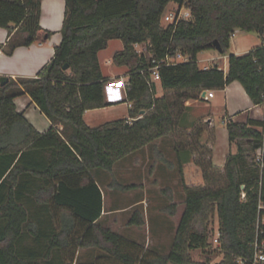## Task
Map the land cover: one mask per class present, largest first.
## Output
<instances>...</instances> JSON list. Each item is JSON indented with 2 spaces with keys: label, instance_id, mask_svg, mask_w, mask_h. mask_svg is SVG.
<instances>
[{
  "label": "trees",
  "instance_id": "16d2710c",
  "mask_svg": "<svg viewBox=\"0 0 264 264\" xmlns=\"http://www.w3.org/2000/svg\"><path fill=\"white\" fill-rule=\"evenodd\" d=\"M170 2L185 5L193 17L163 25ZM40 14L41 0H0V26L10 32L16 28L10 51L51 35L40 25ZM236 29L258 32L263 42L246 54H230L228 72L218 65L201 67L199 52L216 50L213 42L218 40L220 53L227 54ZM62 33L52 60L37 76L0 84V264H71L79 249L89 247L103 250L120 264H211L195 261L190 250L211 244L212 213L218 215L217 246L224 252L217 264H254L255 242L264 239V119L226 123L236 151L227 157L226 183L218 188L187 185L177 149L185 207L166 253L144 249L99 223L105 201L95 173H113L121 159L177 134L185 101L203 90L223 89L237 80L253 103H264V0H66ZM112 39L124 44L112 61L129 69L130 118L92 127L84 114L107 105L109 78L99 52ZM141 43L148 44L152 56L137 50ZM177 52L192 59L161 66L164 94L158 96L156 83L149 82L151 60ZM26 92L56 126L41 133L18 111L15 98ZM141 110L146 112L142 115ZM202 131L197 125L187 134V150L196 155L208 180L218 169L211 149L201 142ZM160 159L168 161L162 154ZM170 208L175 214L177 204ZM55 217L57 227L52 226ZM128 224L144 225L143 213L135 210ZM27 236L38 247L23 245ZM43 239L48 243L41 244Z\"/></svg>",
  "mask_w": 264,
  "mask_h": 264
},
{
  "label": "crops",
  "instance_id": "0c3cea01",
  "mask_svg": "<svg viewBox=\"0 0 264 264\" xmlns=\"http://www.w3.org/2000/svg\"><path fill=\"white\" fill-rule=\"evenodd\" d=\"M65 12L66 0H41L40 25L43 29L50 31L51 35H45L42 39H37L29 45H18L11 51V40L16 32V28L10 32L9 27L0 26V79L3 76L9 79H17L22 77H35L39 74L46 64L52 60L56 46L59 45L63 39L62 27L65 19ZM244 32L245 34H243L240 39L236 40L235 44L231 43L229 48L230 51L228 50L227 54H221L218 51L219 55H213L209 58L207 61L211 62V64H206L205 66L210 67L218 65L220 69L228 72L230 54H246L263 42V37L258 32H254L255 34H251L252 32L248 31ZM111 44L115 45L116 50L113 51L112 54H108V57L105 59L106 68L109 69V73L105 69L102 55L106 53L107 48H109ZM107 48L99 52L103 73L109 78L105 85V100L107 105L89 109L85 112V122L92 127L111 120L130 118L129 112L131 105L126 98V84L128 81L129 69L125 66H118L112 61L114 53L123 49L124 44L120 39H112L109 41ZM156 85H160L161 87L160 81L156 82ZM214 91V96L211 99L203 100L200 95H198L197 98H190L185 101L186 109L178 123V128L180 129L179 133H181V130H186L187 133H189L201 121L210 122L205 129H215L216 124L213 117L217 112L222 116L225 126L229 120L247 122L250 118L264 119V103H253L244 86L239 81H232L226 85L225 88ZM216 91L217 93L219 92L220 95L217 94ZM202 93L204 94V92ZM157 95L161 96L158 89ZM15 103L18 111L24 113L25 117L39 132L44 133L51 127L56 126L41 110L29 93L26 92L17 96L15 98ZM203 106L206 108L209 107L210 109L208 111L205 110L203 113H198L199 109ZM205 129H203L201 133V142L211 149V158L214 166L223 172L227 157L230 152L236 151V145L230 143L227 129L228 144L225 148H218V145H216L217 142L214 141V136L212 134L206 142H203L202 136L204 135ZM177 135L178 131L177 134L173 136L157 139L133 154H137L140 151L142 152L144 151L143 149H148V151L152 150L155 159L150 165L149 173H156L157 168L155 169L154 166H158V162H161L167 166L163 171H165L167 175L177 178L179 172L177 164L180 156L177 154V149H179L181 157L183 158V172L187 185L201 186L204 184L206 178L202 168L195 161L196 155H190L188 153V146L184 144L186 140L183 142V139L177 138ZM165 140H170V144L167 143V145L166 142H163ZM161 154L168 161L161 160ZM169 162H172L174 166L169 165ZM171 212L172 210L170 213ZM176 213L177 211L175 214ZM139 244H141L144 249L152 250L148 249V246H144L142 243Z\"/></svg>",
  "mask_w": 264,
  "mask_h": 264
},
{
  "label": "rangeland",
  "instance_id": "374dc122",
  "mask_svg": "<svg viewBox=\"0 0 264 264\" xmlns=\"http://www.w3.org/2000/svg\"><path fill=\"white\" fill-rule=\"evenodd\" d=\"M177 7L178 5L176 2H170L165 13L168 14ZM163 25H167V23L163 21ZM243 34H245L243 30L236 29V35L232 36L231 43L235 44L236 40L240 39ZM251 34L255 33L252 32ZM147 47V43L136 45L137 50L140 52H147ZM115 50V45L111 44L106 50V56L105 54L102 55V60L104 61V66L107 72H109V69L106 68L105 59L108 57V54H112ZM213 55H219V52L215 49H206L199 52L197 56L199 65L203 67L206 64H211V62H208L207 60ZM157 89L159 94L162 95L163 91L160 85L157 86ZM217 94H219V92ZM199 95L203 100L206 99L202 91ZM204 105L207 106L206 104ZM209 109V107L206 108L203 106L199 109L198 113H203L205 110L208 111ZM213 118L216 124V127L213 130L205 129L210 123L208 121H201L198 124L205 129L202 141L206 142L212 134L214 136V141L217 142L216 145H218V148H225L228 144L227 128L223 124V119L220 113H215ZM179 132L180 129L178 128L177 138H182L183 142L186 140L184 144L188 146L191 139L187 136V131L181 130V133ZM163 142L170 144V140H165ZM143 150L144 151H140L137 154L132 153L118 161L114 167L113 173L107 171H97L95 173V177L103 189L105 201V212L99 220V223L103 226L110 227L129 239L142 243L144 246H148V249L160 253H166L172 246L185 207V191L183 189L179 172L177 178L167 175L165 171H163L167 167L165 164L157 161L158 166H154L155 169L157 168L156 173H149L150 165L155 159V156L153 155L152 150ZM218 170L211 173L209 179H205L204 184L201 186L209 185L218 188L224 185L226 183L225 175L222 171ZM115 180L118 183H114ZM132 183L137 184V187L123 189L119 185ZM172 203L177 204L176 214L170 213V205ZM135 210H140L143 213L145 225L137 226L128 224ZM57 225L55 217L52 221V226L57 227ZM218 226V215L217 213H212L208 223V230L217 231ZM47 243L48 240L43 239L41 241V244L43 245ZM23 245L29 248L38 247L31 236L25 238ZM190 253L195 261H209L211 264H217L224 258V252L220 250L217 245L212 243L205 249H192L190 250ZM70 254L71 252L69 251L67 256ZM39 260L43 261L42 258ZM71 264L120 263L109 258L103 250L97 247H89L79 249L75 261Z\"/></svg>",
  "mask_w": 264,
  "mask_h": 264
},
{
  "label": "built area",
  "instance_id": "2783aa9c",
  "mask_svg": "<svg viewBox=\"0 0 264 264\" xmlns=\"http://www.w3.org/2000/svg\"><path fill=\"white\" fill-rule=\"evenodd\" d=\"M177 5L178 7L175 8L172 12L168 14L164 13L163 21H165L166 23L178 24L181 20H188L193 17L192 12L189 8L179 3H177ZM234 35H235V32L232 34V36ZM145 53H147L149 56H152V54L148 52V49H147V52ZM191 59H192V56L190 54H184L183 52H177L175 54L167 53L166 56L162 59L153 58L151 60V66H150L151 76H150L149 82L156 83L161 80V76H160L161 66L173 65L176 63H180V62H188ZM203 68L207 69L209 68V66H204ZM202 92H204V97L206 99H211L213 98L215 91L214 90H203ZM130 105L132 106V103H130ZM131 120L132 119H129V121ZM260 153H261V150H258V154ZM243 196H245V193H243ZM219 236H220L219 228L217 229V231L216 230L211 231L210 238H209L210 242L214 245H219L220 243ZM255 247L257 249V253L255 255L254 264L264 260V251H263L264 239H262L261 241L256 240Z\"/></svg>",
  "mask_w": 264,
  "mask_h": 264
},
{
  "label": "water",
  "instance_id": "95a60500",
  "mask_svg": "<svg viewBox=\"0 0 264 264\" xmlns=\"http://www.w3.org/2000/svg\"><path fill=\"white\" fill-rule=\"evenodd\" d=\"M46 37H47V36H46ZM213 45L215 46V48H216L217 51L222 52L223 49H222V47H221V45H220V43H219L218 40H214ZM64 68H65V69H68V68H69V65L66 64V65L64 66ZM8 81H9V78L6 77V76H3V77H1V79H0V84H1V85H4V84L7 83ZM145 112H146V110H141L140 113L143 115ZM135 120H137V118H135L134 121H135Z\"/></svg>",
  "mask_w": 264,
  "mask_h": 264
}]
</instances>
